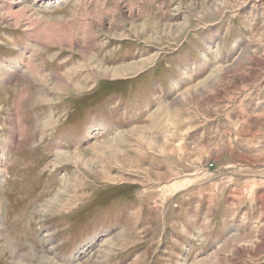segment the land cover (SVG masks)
I'll return each instance as SVG.
<instances>
[{"label": "rangeland", "instance_id": "obj_1", "mask_svg": "<svg viewBox=\"0 0 264 264\" xmlns=\"http://www.w3.org/2000/svg\"><path fill=\"white\" fill-rule=\"evenodd\" d=\"M17 1L0 264H264V0Z\"/></svg>", "mask_w": 264, "mask_h": 264}, {"label": "bare ground", "instance_id": "obj_2", "mask_svg": "<svg viewBox=\"0 0 264 264\" xmlns=\"http://www.w3.org/2000/svg\"><path fill=\"white\" fill-rule=\"evenodd\" d=\"M18 3L19 2H23V0H18L17 1ZM34 8V7H33ZM36 13V12H35ZM3 14V13H2ZM39 14V13H38ZM18 15H22V14H18ZM36 15V14H35ZM2 15H0V17H1ZM12 65V64H11ZM11 67H15V68H13V69H16V66H14V65H12ZM120 74V71L119 70H115L114 72H113V75L114 76H116V75H119ZM159 109V108H158ZM165 117V116H164ZM159 131V130H158ZM142 133V132H141ZM140 133V134H141ZM144 133V132H143ZM16 141V140H15ZM3 161V160H2ZM1 161V163H3ZM87 168V167H86ZM89 169V168H88ZM251 186V188H250V190H257V189H259V188H261V185H260V183L258 182V181H255V182H252V183H250V185H249V187ZM54 198V197H53ZM47 209V208H46ZM32 251H33V249H32ZM30 255V254H29ZM34 256V255H33ZM25 257V256H24ZM43 259V258H42ZM46 260V259H45ZM39 261V260H38ZM41 261V260H40Z\"/></svg>", "mask_w": 264, "mask_h": 264}]
</instances>
